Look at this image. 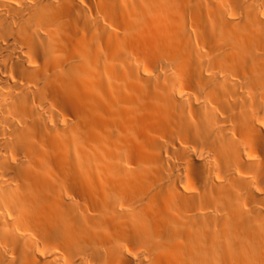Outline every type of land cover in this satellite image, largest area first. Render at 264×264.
Listing matches in <instances>:
<instances>
[{
  "label": "bare ground",
  "instance_id": "1",
  "mask_svg": "<svg viewBox=\"0 0 264 264\" xmlns=\"http://www.w3.org/2000/svg\"><path fill=\"white\" fill-rule=\"evenodd\" d=\"M0 264H264V0H0Z\"/></svg>",
  "mask_w": 264,
  "mask_h": 264
}]
</instances>
